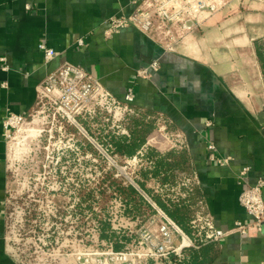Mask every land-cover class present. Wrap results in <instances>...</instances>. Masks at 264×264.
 <instances>
[{
	"label": "crops",
	"instance_id": "0c3cea01",
	"mask_svg": "<svg viewBox=\"0 0 264 264\" xmlns=\"http://www.w3.org/2000/svg\"><path fill=\"white\" fill-rule=\"evenodd\" d=\"M217 1L220 9L167 51L160 36L134 27L105 36L106 21L132 14L134 0H0V264H18L6 238L10 145L2 123L7 113H31L36 87L64 62L120 100L132 88L134 108L182 137L205 210L226 233L201 248L205 264H264V226L255 227L238 201L264 181V0ZM44 42L55 51L50 61ZM153 61L159 68L150 78L137 75ZM211 154L227 163L218 166Z\"/></svg>",
	"mask_w": 264,
	"mask_h": 264
},
{
	"label": "rangeland",
	"instance_id": "374dc122",
	"mask_svg": "<svg viewBox=\"0 0 264 264\" xmlns=\"http://www.w3.org/2000/svg\"><path fill=\"white\" fill-rule=\"evenodd\" d=\"M131 113L118 116L112 122L111 119L106 120V113L98 111L96 116L79 118L78 123L84 130L60 118L52 120L47 113L35 114L36 117L28 118V125L14 134L9 143L6 238L10 255L18 264H119L114 255L106 254L110 249L116 251L110 242L99 237L98 221H107L111 228L114 225L116 235L129 238L127 243L119 241L124 249L134 239H140L151 219L156 221V225L164 221L160 211L168 217L152 201L151 195L174 202L187 198L194 178L179 180V177L174 185H162L156 179L147 178L144 183L150 195L137 184L144 180L140 172L149 168L148 160L142 156L144 150L150 148L157 155L181 149L174 144L177 134L170 133L160 117L158 120L147 119L152 129L137 156L130 159L110 157L106 152L112 161L103 156L100 149H104L97 138L103 134L104 128L115 135H127L125 125L133 115ZM80 120L88 122L90 130ZM80 144H90L104 159L91 154V151L80 152ZM107 176H112L122 186H133L154 208L155 214L144 206L141 215H127L116 194L108 191L102 195L97 190L93 196L92 211L86 208V203L79 209L76 204L82 194L99 185L106 189L108 182L102 183L101 180ZM199 208L198 204L193 211L190 234L173 221L194 246L183 249L180 257H172V262L176 259L177 264L183 263L188 249L198 251L210 244L203 236L196 237L192 228L191 221ZM130 222L134 223L132 227H126ZM156 225L149 230L156 232ZM128 229L133 233L129 234Z\"/></svg>",
	"mask_w": 264,
	"mask_h": 264
},
{
	"label": "built area",
	"instance_id": "2783aa9c",
	"mask_svg": "<svg viewBox=\"0 0 264 264\" xmlns=\"http://www.w3.org/2000/svg\"><path fill=\"white\" fill-rule=\"evenodd\" d=\"M134 3L136 9L129 16H114L106 21L105 36L111 37L122 29L134 27L143 33H155L160 36L167 51H173L179 39L199 29L204 21L221 7V3L217 0H134ZM76 43L82 47L83 38L77 39ZM39 49L46 61L54 58V49L45 42L39 44ZM158 68L159 62L153 61L149 66L137 71V75L150 78ZM3 69L7 70L6 67ZM133 102L132 88L127 89L123 99L120 100L82 67L64 62L48 73L36 87L35 108L31 113L28 115L6 114L2 123L4 138L7 143H10L14 134L28 125V118L36 117L35 114L47 113L52 120L60 118L70 125L81 128L78 123L79 118L93 117L100 111L108 115L107 121L111 119L113 122V119L118 116L122 117L127 112L131 113ZM206 125L209 126L210 123L207 122ZM174 141L175 146L183 148L180 135H176ZM208 149L213 151V145H208ZM100 150L107 160L112 161L105 150ZM209 160L218 166L227 163V159L213 154L209 156ZM247 172L248 168L244 167L240 171V177ZM194 179L198 184L196 176ZM263 187L264 181L259 179L254 185L243 189L238 198L240 206L253 219L254 226L258 229L264 226ZM199 207V212L191 221L194 234L196 237L203 236L207 243L218 242L226 233L215 227L212 218L205 210L204 202H200ZM159 214L162 215L163 222L156 225V221L151 219L140 239L137 241L134 239L122 251L114 252L110 249L106 254L114 255L119 264H177L176 259L172 262V257H180L183 249L193 247L194 244L172 220L161 211ZM132 224L134 223H127L126 227L131 228ZM152 225H156V232L149 230ZM126 227L123 228L127 229ZM111 229L116 230L114 225ZM128 230L129 234L133 233L132 230ZM237 230L245 233L247 227L237 223Z\"/></svg>",
	"mask_w": 264,
	"mask_h": 264
},
{
	"label": "trees",
	"instance_id": "16d2710c",
	"mask_svg": "<svg viewBox=\"0 0 264 264\" xmlns=\"http://www.w3.org/2000/svg\"><path fill=\"white\" fill-rule=\"evenodd\" d=\"M264 72V66H263ZM128 118V122L125 125L127 129V135H115L113 132L106 130L104 127L103 134L97 138L101 147L106 150L108 155L121 156L124 158H133L137 156L138 152L145 145V137L151 131L152 126L147 119L156 118L159 116L146 114L134 107H132V113ZM80 123L86 125L90 130L91 126L88 122L80 120ZM78 149L80 152L85 153V150L91 151V154L96 155L103 160V156L96 153L90 144H80ZM186 149L175 148L171 149L163 154H155V152L147 148L143 152V157L148 160L149 168L146 171H141L140 174L144 178L143 181H138L139 187L150 195L149 190L145 188V179L153 178L160 182L162 185H174L177 180L193 179L194 171L189 169L187 164V156L185 154ZM111 157V156H110ZM178 178V179H177ZM177 179V180H176ZM194 180V179H193ZM102 183L108 182L106 189L102 185H99L96 189H90L88 193L82 194L79 198V203L76 206L80 209L83 203H86V208L92 211V201L96 190L104 195L106 192L116 194L123 203L125 213L127 215L135 216L142 214V207H146L151 213L155 214L154 208L140 195V193L131 185L122 186L118 180L113 179L112 176H107L101 180ZM199 185L196 181H193L191 189L186 199L174 201H164L160 196L151 195L152 201L172 220L174 221L184 232L191 233L190 220L192 219L193 211L200 202L203 201V197L198 191ZM82 211V210H81ZM100 226L99 237L106 242H110L115 251L123 249V244L119 241L127 243L128 237L116 235L110 224L107 221H98ZM120 238V239H119ZM203 247V246H202ZM201 249L195 251L194 249H188L186 251L187 256L185 261L180 264H205L206 259L202 257ZM201 257V258H200Z\"/></svg>",
	"mask_w": 264,
	"mask_h": 264
}]
</instances>
